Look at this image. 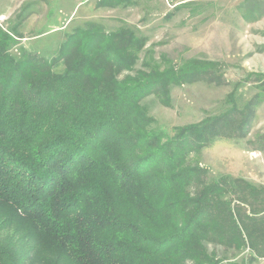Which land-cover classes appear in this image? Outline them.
<instances>
[{
    "label": "trees",
    "instance_id": "16d2710c",
    "mask_svg": "<svg viewBox=\"0 0 264 264\" xmlns=\"http://www.w3.org/2000/svg\"><path fill=\"white\" fill-rule=\"evenodd\" d=\"M15 36L0 26V264H223L207 244L264 258L260 188L187 161L243 137L255 101L169 134L141 100L168 105L210 63L134 70L143 39L95 22L51 58L13 56Z\"/></svg>",
    "mask_w": 264,
    "mask_h": 264
},
{
    "label": "rangeland",
    "instance_id": "374dc122",
    "mask_svg": "<svg viewBox=\"0 0 264 264\" xmlns=\"http://www.w3.org/2000/svg\"><path fill=\"white\" fill-rule=\"evenodd\" d=\"M102 1L107 0H0V26L16 34L10 53L17 57L25 49L54 57L67 34L95 22L108 31L128 27L143 39L134 70L210 63L191 82L171 86L168 105L154 95L140 103L154 119L151 126L171 134L174 127L255 101L243 137L215 139L187 161L205 167L207 180L242 178L264 195V0ZM207 249L223 264H264V258L249 261L248 250L216 244Z\"/></svg>",
    "mask_w": 264,
    "mask_h": 264
}]
</instances>
